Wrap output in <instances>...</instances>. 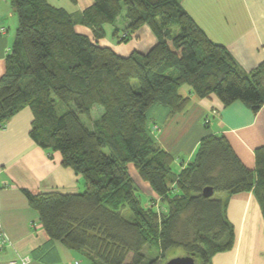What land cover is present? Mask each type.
<instances>
[{
  "label": "trees",
  "instance_id": "obj_1",
  "mask_svg": "<svg viewBox=\"0 0 264 264\" xmlns=\"http://www.w3.org/2000/svg\"><path fill=\"white\" fill-rule=\"evenodd\" d=\"M12 2L19 26L0 79V128L30 107L33 141L59 152L63 167L86 181L79 194L24 192L49 236L87 264H159V257L147 262V246L162 254L183 248L198 264H209L231 249L233 228L215 194L254 192L264 214V146L256 150L252 171L225 136H207L195 159L176 173L175 159L152 134L149 112L162 105L170 116L181 113L190 100L180 89L189 87L200 99L215 95L224 106L242 102L258 113L264 62L242 70L178 0H94L79 16L47 0ZM120 17L128 26L114 30L118 43L148 26L155 47L122 57L100 45L105 27ZM77 26L91 29L92 37ZM57 100L75 110L59 114ZM95 106L103 114L91 129L82 117L90 120ZM130 165L153 189L150 205L141 201ZM208 187L211 198L203 195Z\"/></svg>",
  "mask_w": 264,
  "mask_h": 264
},
{
  "label": "crops",
  "instance_id": "obj_2",
  "mask_svg": "<svg viewBox=\"0 0 264 264\" xmlns=\"http://www.w3.org/2000/svg\"><path fill=\"white\" fill-rule=\"evenodd\" d=\"M47 1L72 16L81 15L94 4V0ZM178 1L213 42L227 47L242 70L251 72L264 62V0ZM18 26L12 0H0V79L6 72L7 56L16 40ZM127 26L128 22L120 17L114 25L105 27L108 33L99 43L107 41L105 46L121 52L114 30L123 31ZM146 27L139 31H143L142 35L151 44L152 36ZM77 31L92 37L87 27L77 26ZM138 46H133L131 52L135 48L144 52ZM180 95L190 100L181 113L170 116L162 105H155L149 112L151 129L156 124L161 128L152 134L160 147L175 159L174 168L180 171L195 159L203 138L220 135L227 138L240 161L255 171L256 150L264 146V106L258 113L242 102L224 106L215 95L200 99L189 87H182ZM33 118L32 109L26 107L0 128L1 230L9 242L2 245L0 241V264L25 257L30 258V264H74L77 260L84 264L79 253L49 236L40 214L24 193L79 194L86 190L84 178L63 167L59 152L43 149L33 141L30 136ZM129 172L140 197L142 193L146 196L143 204L150 205V200L156 198L150 184L133 165L129 166ZM220 199L233 228L234 244L231 249L214 255L209 264H264V214L254 192L222 195Z\"/></svg>",
  "mask_w": 264,
  "mask_h": 264
},
{
  "label": "rangeland",
  "instance_id": "obj_3",
  "mask_svg": "<svg viewBox=\"0 0 264 264\" xmlns=\"http://www.w3.org/2000/svg\"><path fill=\"white\" fill-rule=\"evenodd\" d=\"M177 29V28H176ZM144 30V29H143ZM146 30L149 32L150 36H152V43L149 44V40H148V37L142 35L143 31H139L141 33L138 32V37L136 35H132L128 41L126 42H123V43H118L119 46H121V52H117L116 53L122 57H128L130 55L133 54L134 51H136V49H139V48H135L132 52L130 49H132L133 46L135 45H139L141 49L144 50V52H140V53H148L149 51H151V49H153L155 47V45L157 44L158 40L155 36V34L153 33V31L151 30L150 27H146ZM175 30V29H174ZM108 33V32H106ZM142 35V36H141ZM142 37L141 39H138L139 37ZM110 38L108 37V40ZM117 42V41H116ZM106 42H102L100 43V45H107ZM138 46V47H139ZM137 47V46H136ZM123 50V51H122ZM128 52H127V51ZM130 50V51H129ZM120 53H123V54H120ZM187 88V87H186ZM57 106H58V111H59V114H63L65 113L66 111H68L70 108L71 109H74L75 110V107L73 105L70 106V108H68L67 106L61 104L58 102L57 100ZM103 113V108L101 106H96L93 111H92V116H91V119L90 120H87L85 117H82L83 121L89 126V128H93V122H95L94 120H97L99 119L100 115ZM207 125V123H206ZM154 130L156 132L160 131V126H158L157 124L154 126ZM175 172L178 173V168L175 167ZM132 177V176H131ZM143 196H141V201L144 203V199L146 198V196L142 193ZM222 193H216L215 194V198L216 199H219L222 197ZM124 215L127 219H131L132 217V214L130 211H125L124 212ZM144 253L147 257V262L156 258V257H159L160 258V263L159 264H165L167 261H169L170 259H172V257H175V255L178 257L179 256H186V252L183 248H173L169 251H167L165 254H162L161 253V250L156 248L155 246H147L144 250ZM161 255H163L164 257H160ZM84 264H87V261L84 260Z\"/></svg>",
  "mask_w": 264,
  "mask_h": 264
},
{
  "label": "water",
  "instance_id": "obj_4",
  "mask_svg": "<svg viewBox=\"0 0 264 264\" xmlns=\"http://www.w3.org/2000/svg\"><path fill=\"white\" fill-rule=\"evenodd\" d=\"M203 195L206 198H211L214 195V190L211 187H208L203 191ZM165 264H198V263L196 262L194 257L190 255H186V256H179L172 258L169 261H167Z\"/></svg>",
  "mask_w": 264,
  "mask_h": 264
},
{
  "label": "built area",
  "instance_id": "obj_5",
  "mask_svg": "<svg viewBox=\"0 0 264 264\" xmlns=\"http://www.w3.org/2000/svg\"><path fill=\"white\" fill-rule=\"evenodd\" d=\"M155 129V128H154ZM0 241L2 245L8 244V240L6 238V236L3 234L2 230H1V216H0ZM30 258L25 257L22 259H18V260H14V261H10L8 263L5 264H30ZM74 264H81L80 261H75Z\"/></svg>",
  "mask_w": 264,
  "mask_h": 264
}]
</instances>
